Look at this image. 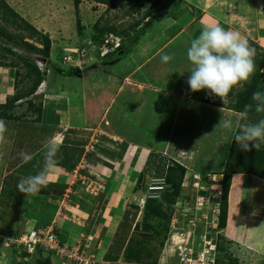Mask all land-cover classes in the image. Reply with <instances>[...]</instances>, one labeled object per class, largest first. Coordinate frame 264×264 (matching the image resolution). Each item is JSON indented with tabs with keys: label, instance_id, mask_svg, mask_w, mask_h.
Listing matches in <instances>:
<instances>
[{
	"label": "crops",
	"instance_id": "obj_1",
	"mask_svg": "<svg viewBox=\"0 0 264 264\" xmlns=\"http://www.w3.org/2000/svg\"><path fill=\"white\" fill-rule=\"evenodd\" d=\"M203 2V8H195L200 11L196 15L187 10L177 21L176 17L159 21L158 25L167 23L163 32L172 29L168 36L155 35L154 40L148 30L149 36L144 33L139 37L127 53L120 54L118 63L110 56L86 66L85 56L79 59L74 55L72 63H66L65 50L71 46L62 47L60 64H73L72 68L79 70L69 73L53 63L52 43L49 58L41 59L47 69L42 82L33 95L12 104L11 98L29 87V83L20 84L25 68L0 66V119L9 128V142L0 146V235L14 237L52 225L60 243L79 244L94 264H128L122 257L129 240L136 237L134 228L142 217L136 202L149 194V180L162 178L164 169L175 162L185 169L183 191L198 178L204 185L199 194L218 189L210 179L214 176L221 180L235 129L216 126L221 114L235 119L238 113L197 101L186 80L190 73L185 78L177 70L174 75L172 62L164 64L160 57L173 55L182 42H178L180 38L187 39L188 45L204 25L215 23L238 31L264 56V0H193ZM0 46L10 45L0 41ZM11 48L20 57H30L32 63L38 56ZM258 54L254 59H259ZM12 60L16 59L0 50V62L9 64ZM95 130L106 137H102L98 156L87 159L90 178L100 186L96 195H89L72 184L84 146ZM49 137L62 144L60 166L38 194L24 196L17 184L21 177L35 175L43 167L42 142ZM21 151L30 153L32 159L22 160L18 155ZM77 173L87 175L85 171ZM68 188L67 207L58 209ZM221 235L243 254L264 259L263 179L252 174L232 175ZM162 253L178 264L168 245ZM106 255L117 259L106 261ZM50 260L51 264H60L56 257L50 256Z\"/></svg>",
	"mask_w": 264,
	"mask_h": 264
},
{
	"label": "trees",
	"instance_id": "obj_2",
	"mask_svg": "<svg viewBox=\"0 0 264 264\" xmlns=\"http://www.w3.org/2000/svg\"><path fill=\"white\" fill-rule=\"evenodd\" d=\"M82 0H72L74 8L77 10L80 2ZM98 4L106 5L107 10L110 11L114 9L116 5H119L122 9V13L120 19L129 18L132 19L126 27L118 30L117 27L112 24H104V26H99V23H96L93 26V30L97 32L98 36H91L93 41H97L100 38L112 34L114 36H118L121 38V47L115 56L120 57V54L127 53L131 46L138 41L139 36L145 33L147 27H149L148 20L152 21H161L165 18L171 17L175 18L178 16L177 9L179 4H181L182 0H88ZM165 10L166 14L161 16L159 13ZM10 26L13 31L9 32L8 27ZM78 29H81L80 26H77ZM85 38V37H82ZM89 38V37H87ZM126 42L124 43V41ZM0 41H5L10 46L1 47L0 50L5 54L14 57L16 60H12L9 64H4L0 62V66H15L25 68V73L20 78V84L23 86L24 82L29 83V87L18 92L14 97L11 98L9 103L12 104L15 101H18L22 98H28L33 95L36 87L42 82L43 77L46 75L45 72H40L32 61L29 58L20 57V54L14 53L11 47H17L19 49H23L28 53L36 54L40 56L42 59L47 60L49 58V49H50V40L47 34H42L38 30H36L33 26L28 24L23 18H21L13 9H11L4 0H0ZM33 41L36 45L34 46L31 42ZM256 48V46H253ZM259 55V54H258ZM255 62V71L251 76L248 82H244L239 89L234 94V99L228 106H224L219 101L212 100L209 97L208 91L201 90L198 92H192L194 98L202 103L214 105L217 107H221L224 109H228L235 113H239L243 110L245 105L254 104L252 100V95L256 91H264V73L262 72V68L264 65V56L263 54L259 55V59H254ZM17 75V72H16ZM19 76V74H18ZM40 106H38L37 114H40ZM262 114H257L253 110L249 114V119L251 122H255L261 118ZM235 134V132H234ZM233 134V136H234ZM185 169L175 163L171 162V165L167 166L161 177L164 182L169 185L170 190L162 193V201L165 202L170 207L172 206L170 216L168 217L167 225L165 227L166 230L170 229V220L173 211V207L178 202H184V200H188L185 195L182 194V182L184 177ZM252 174L264 180V144H261L260 148L256 150L250 146V150H243L232 138L228 156L226 158V162L221 172V181H220V198L215 200L218 207V222L215 229L210 230L218 239L222 237L221 230L225 227L226 216H227V197L228 191L230 188L231 177L233 174ZM160 197V196H159ZM162 201H159L156 198H150L145 201L143 210L141 214L145 217H156L162 216ZM138 210V208H136ZM142 216V217H143ZM143 223L141 220L135 225L134 233L138 232L139 224ZM141 225V224H140ZM147 229V227H144ZM217 235H216V234ZM3 236V235H0ZM15 237V236H14ZM135 239V240H134ZM141 239H136V237L132 238L128 242V246L125 248L122 260L125 263H143L149 264L150 258L149 256H144L142 252H139L138 249L142 246ZM134 246V247H133ZM216 246V241H215ZM218 248V246H216ZM1 248V247H0ZM4 249V248H3ZM12 250V249H10ZM14 251V250H13ZM217 252V251H216ZM38 254H42V252H38ZM44 256V255H43ZM51 255L44 256V260H47L44 264H51L50 260ZM149 258V259H148ZM104 259L106 261H115L117 257L105 256ZM157 259L153 258V264ZM216 261V259H215ZM43 262H39L42 264Z\"/></svg>",
	"mask_w": 264,
	"mask_h": 264
},
{
	"label": "rangeland",
	"instance_id": "obj_3",
	"mask_svg": "<svg viewBox=\"0 0 264 264\" xmlns=\"http://www.w3.org/2000/svg\"><path fill=\"white\" fill-rule=\"evenodd\" d=\"M5 1V0H4ZM10 4H12L13 9H16L21 13L25 18H23L28 24L33 26L36 30L41 32H45L49 36V34L52 36L53 39L50 40V45H54V48L52 49V60L53 63L57 64V67H61L64 71H70L73 69L72 65H61V52L59 51L60 48L71 46L78 48H82V42L87 37L89 39L93 40L91 36H98L99 34L93 30V26L96 23H99V26H104V24H112L113 26L117 27L118 30L121 28L126 27L130 22H132V19L124 18L120 19V16L122 13V8L119 5H116L114 9H111L110 11H106L107 7L106 5L98 4L92 1L88 0H82L77 8V10L74 8L72 0H6ZM5 1V2H6ZM202 1V0H201ZM6 2V3H7ZM203 3H193V0H182L181 4H179L178 9L176 10L177 13L179 12L178 16L175 18L177 21L178 18H180L183 14H187V10L189 12H194V14L200 13L199 9L203 8L206 4ZM212 5V2L208 3ZM8 5V3H7ZM9 6V5H8ZM10 7V6H9ZM11 8V7H10ZM199 8V9H195ZM12 9V8H11ZM184 11V12H183ZM161 16L166 14V11L163 10L159 13ZM149 27L145 30V33L151 29L149 34H153L151 37L154 39L155 35H160L162 37H165L166 35L172 31V29H169L167 33L162 31L163 27L167 26L166 21H163L159 24V21H152L148 20ZM77 26H80L81 29H78ZM9 32H12L13 29L10 26H7ZM40 29V30H39ZM44 29V30H43ZM163 33V34H162ZM147 34V33H146ZM146 34H143L144 36ZM147 34V37L149 36ZM162 34V35H161ZM143 35L139 36L142 37ZM50 37V36H49ZM85 37V38H82ZM152 38H150L151 41ZM53 40V42H52ZM140 38L138 39V41ZM155 40V39H154ZM161 41V40H159ZM182 41L178 45H176L175 53L173 54L174 59L171 61V66H174L173 72L174 75L177 70H180L179 76H184L186 78V75H188L189 71L192 68L191 63L187 60L186 57V49L189 47L190 43L187 45L188 41L187 39L180 38L178 40ZM31 42L34 46H36V43L33 41ZM126 40L124 41V43ZM127 43V42H126ZM40 47V46H38ZM186 48V49H185ZM14 53L17 54V51ZM258 53L255 51V57ZM19 55V53H18ZM115 55H112L113 60L116 59L115 63H118L120 60L119 57L114 58ZM76 58L81 59V57L75 56ZM98 57L97 51H90L89 47H86V55L83 62L86 66H89L90 62L93 60H96ZM110 56H105L104 58H107ZM87 58V59H86ZM89 58V59H88ZM103 59V58H102ZM125 60V59H124ZM129 60V59H127ZM52 62V61H51ZM123 62V61H122ZM125 62V61H124ZM121 63V62H120ZM130 62L127 63L129 65ZM71 68V69H70ZM127 69V66L125 67ZM53 75L56 76L55 71L53 70ZM89 79V78H87ZM188 80V78H186ZM244 82H242L240 85L234 86L232 90L229 92V94L226 97L220 98L212 95L210 92H208L209 97L214 100V102L219 101L224 106H228L231 101L234 99V94L241 89V86ZM61 86H63L61 84ZM173 140L175 138V132L173 134ZM216 141V140H215ZM171 165V164H169ZM199 181L200 178H198ZM197 179V180H198ZM204 180V179H203ZM198 181V182H199ZM150 186H159L161 189L151 191L149 194L142 195L145 198V200H148L150 198H156L159 201H162V193L170 190L169 185H167L163 178H159V180L154 179L153 181H148ZM198 182L194 183L191 186H187L186 189L183 191L182 194L187 196L188 199V207L189 210L187 214L193 218L198 217L197 210L195 209L196 204V195H197V185ZM202 194H204L202 192ZM160 196V197H159ZM140 199V198H139ZM162 216H152V217H141L143 220V223L139 224L138 232L136 233V239H141L142 246L139 250V252H142V254L145 256L151 257L150 263L153 262V258L157 259L155 264H159V261H162V264H174L173 261L174 258H169L167 255H164L162 253L163 249L168 245H171V250L174 249V240L175 236L169 238V236H172L175 234L170 227L169 233L168 230H166L165 234V227L167 225L166 220L168 221V217L170 216V212L172 209V206L170 207L165 202L162 201ZM182 218L181 221H179L177 228L184 227L185 223ZM147 227L145 229L144 227ZM186 230V229H185ZM177 233V232H176ZM213 237L215 235L211 233ZM135 235V234H134ZM179 238L178 233L176 236V240ZM182 239V237H181ZM135 240V239H134ZM178 242V241H176ZM216 253H215V264H264V259L262 258H256L251 253H244L241 252L239 249L234 248L228 241H226L224 238L219 239L216 237ZM1 247V245H0ZM134 247V246H133ZM170 250V254H171ZM239 256H242L239 257ZM44 256L41 254H33V255H27L21 251H13L10 249H3L0 248V264H39V262H43L42 264L46 263L47 260H44ZM168 259V260H166ZM165 260V261H164ZM176 260L178 262V259L176 257ZM175 262V261H174Z\"/></svg>",
	"mask_w": 264,
	"mask_h": 264
},
{
	"label": "clouds",
	"instance_id": "obj_4",
	"mask_svg": "<svg viewBox=\"0 0 264 264\" xmlns=\"http://www.w3.org/2000/svg\"><path fill=\"white\" fill-rule=\"evenodd\" d=\"M186 57L192 65L187 80L189 89L192 92L206 90L220 98L226 97L234 86L248 82L255 71V50L248 40L238 31L226 30L219 23L202 27L199 35L190 41ZM39 58L42 59L40 56ZM160 59L167 64L174 56L162 54ZM252 100L254 104L245 105L235 119L221 114L216 126L227 131L235 129L233 140L245 151L250 150V146L258 150L264 144V91L254 92ZM253 108L257 114H262L255 122L249 119ZM8 132V123L0 119V146L9 142ZM61 147L62 144L51 137L42 142L43 167L35 175L20 178L17 184L20 193L24 196H35L48 185L50 175L60 166L58 154ZM18 155L25 162L32 159L28 152L21 151Z\"/></svg>",
	"mask_w": 264,
	"mask_h": 264
},
{
	"label": "built area",
	"instance_id": "obj_5",
	"mask_svg": "<svg viewBox=\"0 0 264 264\" xmlns=\"http://www.w3.org/2000/svg\"><path fill=\"white\" fill-rule=\"evenodd\" d=\"M82 45V48L75 47L66 49L67 55L63 58V62L72 63L73 55H79L81 58L84 57L87 46L90 51L98 52V59L113 55L121 47V38L112 34L106 35L95 42L86 38V40H83ZM34 64L41 72L45 71L47 73V69L44 63L41 62L39 56L34 58ZM102 137H106V135L101 134L98 130L91 133L90 138L84 146L83 156L77 169V171H85L87 175H79L76 171V178L72 184H78L89 195H96L100 186L94 179L90 178L92 172L88 167L89 162L87 159L91 155L98 156V149L103 146ZM220 181L213 176L210 179L211 185H217L219 187L216 191L208 190L206 194H199L198 190L200 188L203 189L204 185L200 184V181L196 184L197 195L195 209L197 210L198 217L191 218L187 214L186 210H189L188 201L184 200V202H178L174 205L170 227L172 228L171 231L175 234L169 236V238L172 240V237L175 236V242L173 243L174 249L171 250V245H169V248L172 255L175 258L177 257L178 264H215L216 236L213 237L210 230L215 229L218 222V205L214 201L220 198ZM159 189H161L159 186L148 187L149 192ZM70 193L71 188L64 191L59 200L58 209L67 207V200ZM145 201V198H140L136 202V207L140 213L143 210ZM182 218L184 219L185 226L177 228L178 222ZM51 227L52 225L45 226L39 230H26L21 235L15 237L0 236V245L4 249L21 251L27 255L42 252L44 256L51 255L52 257H56L60 261V264H94V261L85 254L79 244L70 246L60 243L53 234ZM176 232L179 236L177 240Z\"/></svg>",
	"mask_w": 264,
	"mask_h": 264
},
{
	"label": "water",
	"instance_id": "obj_6",
	"mask_svg": "<svg viewBox=\"0 0 264 264\" xmlns=\"http://www.w3.org/2000/svg\"><path fill=\"white\" fill-rule=\"evenodd\" d=\"M69 73H79V70L78 69H73V70H70Z\"/></svg>",
	"mask_w": 264,
	"mask_h": 264
}]
</instances>
